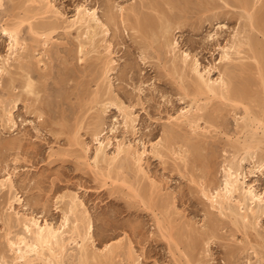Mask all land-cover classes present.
<instances>
[{
  "label": "rangeland",
  "instance_id": "obj_1",
  "mask_svg": "<svg viewBox=\"0 0 264 264\" xmlns=\"http://www.w3.org/2000/svg\"><path fill=\"white\" fill-rule=\"evenodd\" d=\"M31 1L0 3V182L9 178L12 185L10 190L8 184L0 188V256L8 264L13 259L5 233L21 234L18 220L31 217L58 227L68 198L75 197L91 223L90 251L99 254L107 245L123 249L119 251L122 261L114 258L112 264H264V216L258 226L247 230L213 210L201 190L211 192L221 187L223 166L243 159L240 165L247 175L246 184L264 192V175L253 168L255 159L264 154V129L255 130L252 123V129H244L248 124L244 105L233 107L230 101L210 94L196 95L190 64L183 70L179 62L186 52L189 62L196 59L199 71L208 69L213 81L219 72L237 71L239 81L250 85L253 96L245 106L263 121L264 89L258 74L264 59L254 55L256 49L264 54V33L254 19L249 23L248 14L252 13L251 18L254 13L264 16V0L255 5L258 11L250 9L248 13L242 8L244 0H178L180 6L174 0L176 3L170 1V11L164 6L169 0ZM39 2L50 3L61 18L43 13ZM248 2L245 4L252 6L255 0ZM155 3L159 7L164 4L166 9H162L170 15V32L165 39L157 36L154 40L152 35L136 32V15L129 11L135 6L137 18L150 15L156 19L146 7ZM81 8L94 9L107 28L106 33L96 30L83 60L79 44L88 42L82 29H65ZM30 26L38 34L52 33L41 37L30 31ZM5 27L18 29L23 49L11 50L10 39L1 32ZM174 41L178 43L176 53L166 47ZM233 45L242 49L238 48V56H234L237 47ZM251 48H256L255 54ZM224 52L231 57L220 60ZM16 56L19 64L14 61ZM4 58H9L7 63L2 62ZM28 79L36 90L25 87ZM196 97L202 99L197 101ZM105 99L120 102L134 122L126 128L121 114L108 105L101 114L100 106L109 101ZM195 104L203 108L199 129L170 120ZM7 110L11 116L6 121ZM98 115L99 127L94 126ZM251 131L262 139V151H255L253 159L252 152L243 153L241 142ZM99 132L101 141H111L108 155L119 141L131 148L132 157L126 160L121 156L110 168L104 164L96 167L92 158ZM193 155L199 156L196 159ZM189 239L194 240L193 246L198 242L195 247Z\"/></svg>",
  "mask_w": 264,
  "mask_h": 264
},
{
  "label": "bare ground",
  "instance_id": "obj_2",
  "mask_svg": "<svg viewBox=\"0 0 264 264\" xmlns=\"http://www.w3.org/2000/svg\"><path fill=\"white\" fill-rule=\"evenodd\" d=\"M166 1V0H165ZM170 1L174 2V0H169V2H165V7H167V11H170V9L173 7L170 5ZM176 1V0H175ZM187 1V0H186ZM229 1V0H228ZM238 1V0H237ZM242 1V0H241ZM31 2H34L31 1ZM152 2V1H150ZM183 2V1H182ZM245 2L247 1H242V8L243 11H245V13H248V11L250 9H256L255 5L259 2V0H255L254 4H252V6H249L248 3L245 4ZM261 2V1H260ZM1 3V0H0ZM36 3V2H34ZM40 3V2H39ZM154 3V2H153ZM164 3V2H163ZM176 3V2H174ZM178 5H181V2L177 0ZM37 4V3H36ZM147 4V3H146ZM173 4V3H172ZM184 4V3H183ZM226 4V3H225ZM239 4V3H238ZM161 5V4H159ZM157 6L156 3L155 5H145L148 9L147 10H151L152 12H154L156 14V19L154 16L150 15H142L143 17L139 16L138 17V9L133 6L129 9V11L131 12V14H135L136 17L133 19L135 22H133V24L135 25V29L136 32H141L142 34H149L152 35L154 40H158L157 38L160 36L161 39H165L166 37H168L169 32H170V15H168L166 13L164 8V6ZM176 5V4H175ZM264 5V4H263ZM2 6V5H1ZM35 6V5H34ZM41 6V11L45 14H52L54 17V19L57 18H61L60 14L56 11H53V7L50 6L49 4H43V2L40 3ZM185 6V5H184ZM187 6V5H186ZM241 6V5H240ZM139 7V6H138ZM144 7V8H146ZM163 7V9H162ZM177 8V7H176ZM182 11L181 7H178L177 10ZM258 8V7H257ZM137 9V10H136ZM39 10V11H40ZM183 10H185L183 8ZM242 10V9H241ZM257 10V9H256ZM37 11V12H39ZM124 11V10H123ZM122 9H120V12H123ZM137 11V12H136ZM253 11V10H252ZM258 11V10H257ZM256 11V12H257ZM151 12V13H152ZM250 12V11H249ZM260 12V11H259ZM111 13V12H110ZM263 13V10H262ZM180 14V13H179ZM183 13H181L182 15ZM252 14V13H251ZM251 14H248V19H249V23L252 19L255 20V23L258 25V27L261 29V31L264 33V16L263 15H254L256 13L253 14V18H251ZM42 15V14H40ZM134 15V16H135ZM141 15V13H140ZM186 15V14H183ZM38 16V15H37ZM60 16V17H59ZM112 16V15H111ZM159 16V17H158ZM141 17V18H140ZM153 17V18H152ZM172 18V17H171ZM182 18V17H181ZM129 20V19H128ZM175 20V19H174ZM185 20V19H184ZM253 20V21H254ZM108 21V20H107ZM106 21V22H107ZM21 22V21H20ZM24 23V22H23ZM22 23V24H23ZM52 23V22H51ZM56 23V22H55ZM252 24V23H250ZM20 25V24H18ZM17 25V26H18ZM16 26V25H15ZM39 26V25H38ZM46 26V25H45ZM55 26V25H54ZM53 26V27H54ZM59 26V25H58ZM253 26V25H252ZM35 27V26H34ZM43 27V26H42ZM78 27V29H82L86 40L88 43H80L79 44V54L82 56L80 58V60H83V56H86L87 54L85 53V50L87 45H89L91 42H93V38L96 35V30L101 31L102 33H106L107 28L104 25V23H102L99 18L97 17L96 11L93 9L89 10V9H85V8H81L77 10V13L74 17V19L70 22H68L67 26L65 29H73ZM19 28V27H18ZM31 28V26H30ZM47 28V27H46ZM51 28V26H50ZM55 28V27H54ZM53 28V30H54ZM64 28V27H63ZM38 29V27H37ZM44 29V28H43ZM49 29V28H48ZM134 29V30H135ZM35 30V29H34ZM159 30V33L157 34V31ZM30 31H33L32 28L30 29ZM44 31V30H43ZM50 31V30H49ZM56 31V30H55ZM1 32L3 34H5L11 41V50L14 49L15 51H17L18 49H23L24 47H22V43L19 39V31L16 27H5L1 29ZM34 32V31H33ZM42 32V31H41ZM46 32V31H44ZM52 33V32H50ZM50 33L46 32L43 34V32L41 34L36 33V30L34 32L35 35L38 36H43L44 37H48L50 35ZM262 33V34H263ZM19 35V36H18ZM33 35V33H32ZM144 36V35H143ZM148 36V35H147ZM158 36V37H157ZM43 37V41H48L46 40V38L44 39ZM149 38V37H147ZM147 40V39H146ZM149 40V39H148ZM248 40V38H247ZM151 41V40H150ZM249 41V40H248ZM43 43V42H42ZM48 43V42H47ZM172 43V42H171ZM234 43V42H233ZM249 43V42H248ZM92 44V43H91ZM90 44V45H91ZM177 42L174 41L173 44L170 45V42L167 43L166 47L168 46L169 51L176 53L177 50ZM236 44V43H235ZM240 44V43H239ZM242 45L244 44L243 42L241 43ZM240 44V45H241ZM246 44V43H245ZM244 44V45H245ZM250 45L252 43H249ZM45 45V44H44ZM254 45V44H253ZM252 45V46H253ZM236 46V45H233ZM248 47V45H245ZM244 46V47H245ZM251 46V47H252ZM256 46V45H255ZM253 46V47H255ZM232 47V45H231ZM237 47V49H236ZM235 47V55L234 56H238L240 53L238 51V48L240 50H242L240 48V46H236ZM257 47V46H256ZM109 48V47H108ZM259 48V47H257ZM252 49V48H251ZM256 49V48H253ZM253 49L251 52H253ZM10 50V51H11ZM13 50V51H14ZM89 50V48H88ZM234 50V48L232 49V51ZM256 54L255 52H253L254 56H263L264 59V54L258 52L259 49H256ZM22 51V50H21ZM26 51V50H25ZM223 51V49H222ZM244 52V51H243ZM15 53V52H14ZM250 53V52H249ZM230 54V53H229ZM227 52H224L223 54H221V59L220 60H227L229 59V55ZM251 54V53H250ZM15 55V54H14ZM19 55V54H18ZM175 55V54H174ZM142 56V55H141ZM248 56V55H247ZM15 57V56H14ZM231 57V56H230ZM175 58V57H174ZM178 58V57H176ZM192 58V57H191ZM259 58V57H258ZM258 58H254L256 59V61L258 60ZM5 59V58H4ZM9 58L5 59L4 61H2L3 63H7ZM175 60V59H173ZM260 60H262V58H260ZM14 61L19 64L20 58L16 56V58H14ZM22 61V60H21ZM26 61V60H24ZM42 61V60H41ZM178 61V59H177ZM189 55L185 52L182 53V55L180 56V64H182L184 67L182 68L184 70L185 66L188 67L189 65V69L191 74L194 75V92L196 95H204V94H210L213 98L214 97H219L223 100L229 101L234 105H238V107L240 105H244V113L246 116H248L247 121L248 124L245 123L244 124V129L246 127H250V129H252L253 125L255 124V130L259 128H261L262 130L264 129V120L261 121V117L257 118L254 112L252 113L253 116L250 117L249 111L250 108L246 107L247 105L245 104V102L247 103V101H249L251 95L250 92V85L247 84L244 85L245 81H239L238 79V75L236 74L237 71L235 70H229L226 73H218V77L216 80H212L210 78V71L207 69L204 72L199 71V63L196 59H193V61L189 62ZM263 61V60H262ZM11 62V61H10ZM28 62V61H27ZM221 62V61H220ZM259 62V61H258ZM2 63V64H3ZM23 63V62H22ZM30 63V62H29ZM37 63H39L37 61ZM44 63V62H43ZM177 63V62H175ZM26 64V63H24ZM89 64V63H88ZM174 64V62L172 63ZM260 64V63H258ZM264 64V62H263ZM22 65V64H20ZM29 66V64H27ZM175 65V64H174ZM173 65V66H174ZM181 65V66H182ZM262 65V64H261ZM9 66V65H8ZM31 66V65H30ZM29 66V67H30ZM45 66V65H44ZM177 66V65H175ZM21 67V66H20ZM27 67V66H26ZM179 68V67H178ZM234 68V67H233ZM261 72L258 74V77L260 75V82L262 84V88L264 89V70L262 68H264L262 66L259 67ZM8 69V68H7ZM180 69V68H179ZM177 69V70H179ZM211 69V68H210ZM238 69V68H237ZM21 70V69H20ZM24 70V69H23ZM242 70V69H241ZM246 70V69H245ZM244 70V71H245ZM6 70H2L1 73L5 72ZM27 71H28V67H27ZM37 71V70H36ZM41 71V70H40ZM214 71V70H212ZM240 71V70H239ZM243 71V73H244ZM177 73V71H175ZM218 72V71H217ZM109 73V72H108ZM248 73V72H247ZM12 74V73H11ZM185 74V73H184ZM26 75H28V72H26ZM257 75V74H256ZM45 76V75H44ZM244 76V75H243ZM249 77V76H248ZM245 79L246 81H248V78ZM245 78V77H242ZM37 80V79H36ZM193 80V79H192ZM253 81V80H252ZM250 82V81H249ZM30 79H28L26 81V85L25 87L29 88L30 90H32V86L34 84ZM243 83V84H242ZM192 84V85H193ZM260 85V84H259ZM35 87V86H34ZM33 90L34 91V88ZM255 88V87H254ZM192 89V88H191ZM36 90V89H35ZM252 91V90H251ZM31 92V91H30ZM29 92V93H30ZM264 93V92H263ZM106 94V93H105ZM109 94V93H108ZM190 94V93H189ZM193 94V93H192ZM194 94V95H195ZM207 96V95H204ZM209 96V95H208ZM253 97V96H252ZM256 97V96H255ZM197 98V97H196ZM195 98V100H196ZM209 98V97H208ZM96 99V98H94ZM98 99V98H97ZM198 99V98H197ZM200 99V98H199ZM199 99L197 101H199ZM202 99V98H201ZM200 99V100H201ZM109 100V101H107ZM105 99V101H107V103L102 104L100 102V104H102L100 113L103 114L104 113V107L106 105H108L109 107L112 106V108H116L117 112H119L123 118L124 121V126L127 128V125L129 123L134 122L133 120H131L130 115H128L127 113H125L123 107L121 106V103H113L110 101V99ZM194 100V102H196ZM204 100V99H203ZM207 100V97H206ZM205 100V101H206ZM210 100V98H209ZM220 100V99H219ZM252 99H250L251 101ZM256 100V99H255ZM262 100V99H261ZM96 101V100H95ZM104 101V100H103ZM102 101V102H103ZM208 101V100H207ZM193 102V103H194ZM255 102V101H254ZM98 103V102H97ZM192 103V104H193ZM198 104V103H197ZM195 104V106L191 107L189 106V109L186 110L185 112H180L178 113V115L174 118H169L170 120H172L174 123H179L180 124H184L187 125L189 127H194L196 126V129H199V126H197L198 122L201 121L203 118L200 114V112H202L203 108L201 109V107H199V105ZM263 104V103H262ZM99 105V104H98ZM191 105V104H190ZM246 105V106H245ZM259 105V103H258ZM201 106V105H200ZM223 106V105H222ZM231 107V106H230ZM234 107V106H233ZM237 108V106H236ZM108 109V107L106 108V110ZM210 110V109H209ZM236 110V109H235ZM238 110V109H237ZM243 110V109H241ZM8 111V110H7ZM12 111V108H11ZM11 111L7 112L6 117L8 116V119H10L11 116ZM215 111V110H213ZM264 111V110H263ZM130 112V111H129ZM252 112V110H251ZM6 113V112H5ZM100 114V115H101ZM100 115L97 116V123L95 122L94 126H96L97 124L100 125ZM212 115V114H211ZM222 116V115H221ZM256 116V117H254ZM264 116V114H263ZM133 117V116H132ZM216 117V116H215ZM241 117V116H240ZM250 117V118H249ZM206 118V117H205ZM210 118V117H209ZM242 118V117H241ZM264 119V118H263ZM211 120V119H208ZM219 120V119H218ZM246 123V119L244 120ZM11 122V121H10ZM212 122V120L210 121ZM242 122V121H241ZM100 123V124H99ZM252 123V124H251ZM242 124V125H243ZM251 124V126H250ZM97 125V126H98ZM102 125V124H101ZM172 125V124H171ZM174 125V124H173ZM222 125V124H221ZM175 126V125H174ZM224 126V125H223ZM64 127V126H63ZM99 127V126H98ZM177 127V126H176ZM242 127V126H241ZM243 128V127H242ZM169 133L171 132L170 128H168ZM173 129V128H172ZM247 129V128H246ZM97 130V129H96ZM95 130V131H96ZM194 130V129H193ZM241 130V129H240ZM173 131V130H172ZM244 131V130H243ZM246 132V131H245ZM249 132V131H248ZM252 132V131H251ZM242 133V132H241ZM250 133V132H249ZM263 135H264V131H262ZM100 134L97 133L95 135V139L94 141L96 142L97 146L95 147L94 150V154H93V162L96 165V167L98 166V164H104L107 167H111L112 165H114L116 163V160L119 157H125L126 158H130L132 157V152H131V148L130 147H126L125 145H123V143L121 142H117L116 145L114 146V151L112 152V155H108L107 154V150L111 148L112 144L111 141L109 139H103V141H101V139L98 138V135ZM166 134V133H165ZM187 134V133H186ZM201 134V133H200ZM170 135V134H169ZM178 135V134H177ZM260 135V134H259ZM257 134L253 131L252 134L250 136H247L248 139L245 140V142H242V150L244 151V154L250 153L252 152L250 159H253V155L256 154L255 151L259 150L260 152L262 151V149H260V146L262 145V139L260 140L259 137H256ZM94 137V136H93ZM100 137V135H99ZM166 137V136H165ZM168 137V136H167ZM263 137V136H262ZM170 139V138H169ZM175 141V140H174ZM186 141V140H185ZM193 141V139H192ZM172 142V141H171ZM241 142H236L238 145L241 144ZM168 143V142H167ZM181 143V142H180ZM187 143V142H186ZM185 143V144H186ZM188 143L190 144V141L188 139ZM187 143V144H188ZM240 143V144H239ZM183 144V143H182ZM194 144V143H193ZM192 144V146H193ZM236 144V146H237ZM196 148L198 144H195ZM200 145V144H199ZM190 147V145H189ZM195 147V146H194ZM241 147V146H240ZM195 148V150L197 151V149ZM199 148V147H198ZM203 148V147H202ZM234 148L235 145H234ZM239 148V147H237ZM236 148V149H237ZM187 149V148H186ZM193 149V148H192ZM190 152L192 153V150L189 149ZM194 150V149H193ZM85 152L88 151L87 148L84 149ZM195 151V152H196ZM200 151V150H198ZM197 151V153H198ZM239 151V150H238ZM264 153V151H262ZM186 153V152H185ZM196 153V154H197ZM135 154V153H134ZM180 154V153H179ZM188 154V153H187ZM192 154H195L194 151ZM199 155H201L199 153ZM198 155V156H199ZM235 155V154H234ZM250 155V154H249ZM181 156V155H180ZM178 156V157H180ZM194 157L196 155H193ZM196 156V157H198ZM134 157V156H133ZM195 157V158H196ZM136 158V157H135ZM139 158V157H138ZM184 158V157H182ZM201 158V157H200ZM200 158H198V160H200ZM123 159V158H122ZM137 159V158H136ZM194 159V158H193ZM197 159V158H196ZM127 160V159H126ZM125 160V161H126ZM135 160V159H134ZM138 160V159H137ZM137 160L135 162H137ZM240 162L243 161V159L239 160ZM124 162V161H123ZM236 163L234 164L233 161L227 162L223 168H222V172H223V182L221 184V187H218L216 189H214L213 191L211 190V192L206 191V189L204 190L203 188L201 190H203V196L207 197V200L209 201V203L211 204V208L217 212L219 215H222L223 217L225 216L226 219L227 217L232 219V222L235 223V225H242L244 228H247V230L249 229L248 227H253L251 228V230L254 229V227L258 226V221L261 217L264 216V192H257V190L254 188V184H246V178L247 175L243 174L241 172V163ZM245 163V162H243ZM254 163V169L257 171L255 173H260L261 175H264L262 172L264 171V154L261 158H257L255 159ZM129 164V163H128ZM209 164V163H208ZM140 168V167H139ZM252 168V169H253ZM253 169V170H254ZM252 170V171H253ZM141 171V170H140ZM211 171V170H210ZM100 172V171H99ZM253 172H249V174H252ZM255 173H253L252 175H254ZM121 175V174H120ZM208 176V175H207ZM144 178V177H143ZM124 182V181H123ZM6 184H8V188L9 190L12 189V185H11V180L8 178L5 181H1L0 182V188L4 187L6 188ZM212 185V184H211ZM144 188V187H143ZM14 189V188H13ZM3 190V189H2ZM8 191V190H7ZM138 191V190H137ZM133 192V191H132ZM135 192V191H134ZM12 193V192H11ZM153 193V192H152ZM202 194V193H201ZM141 196V195H140ZM14 198V197H13ZM17 199V198H15ZM14 199V201H15ZM69 203L67 205V209L66 212H63V222L58 226V227H52V225L47 224V222L41 224L39 223V221L35 218H24V219H20L17 221V223H19L22 227V233L21 234H15L12 235L8 230V232L5 233V242H6V246L9 249V252L13 253V259L10 261V264H110L114 258H118L119 256H121V252L119 253V251L122 249L120 247H110L106 246L104 247L102 251H100L99 254L95 253V252H91L90 251V242L91 240L93 241L92 237H91V223L89 221V217L87 215V211L84 209L83 204H81V202H77V199L75 197H71L68 198ZM13 200V199H12ZM152 200V199H151ZM17 201V200H16ZM19 202V201H18ZM146 203V202H145ZM11 206V205H10ZM224 217V218H225ZM10 218V217H9ZM23 218V217H22ZM72 218V220H71ZM228 218V219H229ZM10 220V219H9ZM8 220V222H10ZM230 220V219H229ZM231 221V220H230ZM7 222V221H6ZM231 223V224H234ZM10 224V223H9ZM158 224V223H157ZM212 224V223H211ZM227 224V223H226ZM160 224H158L159 226ZM209 225V224H208ZM213 226V225H211ZM216 226V225H215ZM214 226V227H215ZM218 227V226H217ZM261 228V227H260ZM217 229V228H216ZM256 229V228H255ZM12 230V229H11ZM212 230V227H211ZM188 231V230H187ZM214 231V229H213ZM177 232V231H176ZM179 233V232H178ZM189 234V233H188ZM191 234V233H190ZM170 235V233H169ZM172 235V234H171ZM177 235V234H176ZM213 235V234H211ZM175 236V235H174ZM200 236V235H199ZM185 237V236H184ZM188 237V236H187ZM193 237V236H192ZM170 238H172L170 236ZM195 238V237H194ZM192 238V239H194ZM191 239V238H190ZM189 239V241H191ZM198 239V238H197ZM173 240V239H172ZM208 240V239H207ZM243 240V238H242ZM181 241V240H180ZM203 241V240H202ZM194 240L191 241V246L195 247L196 244L198 243L197 241L195 242V246H193ZM204 242V241H203ZM176 244V243H175ZM200 244V243H199ZM205 244V243H204ZM119 245V244H118ZM189 245V244H188ZM203 245V244H202ZM208 245V244H207ZM73 246V247H72ZM120 246V245H119ZM190 246V245H189ZM188 246V247H189ZM198 246V245H197ZM205 246V245H204ZM122 247V246H121ZM206 247V246H205ZM240 248V247H239ZM131 249V247L129 248ZM189 249V248H188ZM195 249V248H194ZM187 250V249H186ZM192 250V249H191ZM233 250V249H232ZM69 251H71V253H68ZM98 251V250H97ZM123 251V249L121 250ZM195 251V250H194ZM184 253V252H183ZM182 253V254H183ZM193 253V252H192ZM124 254V253H123ZM128 254L131 255V252H129ZM189 254V253H188ZM230 254V253H229ZM192 255V254H191ZM202 255V254H201ZM125 256V255H124ZM129 256V255H128ZM2 258H0V261H2V263L0 264H8V262L5 261V257L4 256H0ZM8 257V256H7ZM119 257V258H120ZM127 257V256H126ZM193 257V255H192ZM122 258H120L121 260ZM134 259V258H133ZM187 259V258H186ZM7 260V259H6ZM125 260V259H124ZM129 260V259H128ZM193 260V259H192ZM8 261V260H7ZM115 261V259H114ZM122 261V260H121ZM132 261V260H131ZM134 261V260H133ZM135 261L137 262V260L135 259ZM134 261V262H135ZM188 261V260H187ZM198 261V260H197ZM113 263V262H112ZM111 263V264H112ZM133 263V262H132ZM191 263V262H190ZM117 264V263H115ZM122 264V262H121ZM138 264V262H137ZM189 264V262H188Z\"/></svg>",
  "mask_w": 264,
  "mask_h": 264
}]
</instances>
